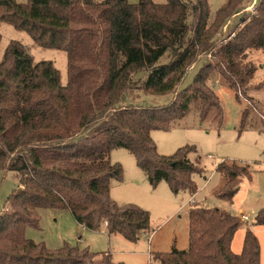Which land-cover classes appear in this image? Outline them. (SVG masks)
I'll list each match as a JSON object with an SVG mask.
<instances>
[{
  "label": "trees",
  "instance_id": "trees-1",
  "mask_svg": "<svg viewBox=\"0 0 264 264\" xmlns=\"http://www.w3.org/2000/svg\"><path fill=\"white\" fill-rule=\"evenodd\" d=\"M247 1L226 0L212 16L208 0H0V21L68 56L67 84L51 60L35 62L19 41L0 61V173L15 172L19 181L0 212V264H122L107 253L52 250L25 236L27 226L38 227L41 208L68 209L87 229L105 221L109 234L129 241L149 233L148 211L110 197L112 181L123 180V167L110 160L115 148L129 149L152 184L163 178L174 192H197L194 175L204 169L190 159L195 147L160 155L152 131L170 129L193 105L201 122L221 126L225 112L212 82L222 80L238 97L249 89L257 67L242 57L264 50V0L224 33ZM141 71L148 76L138 81ZM139 91L173 97L162 105L130 102ZM217 170L226 181L215 196L232 201L250 166L222 161ZM188 215V247L151 252L150 264H260L252 229L241 252L232 250L239 216L216 207H192ZM256 223L264 225V208Z\"/></svg>",
  "mask_w": 264,
  "mask_h": 264
},
{
  "label": "rangeland",
  "instance_id": "rangeland-1",
  "mask_svg": "<svg viewBox=\"0 0 264 264\" xmlns=\"http://www.w3.org/2000/svg\"><path fill=\"white\" fill-rule=\"evenodd\" d=\"M27 3L28 0H16ZM136 3L139 0H129ZM165 3L166 0H153ZM212 16L226 0H208ZM260 0H254L258 4ZM244 6V7H243ZM242 6V10L229 18L224 33L237 25L242 16L253 9V0ZM239 24V23H238ZM237 25L236 27H238ZM0 61L12 41H19L35 62L51 60L59 70L61 83L68 82V56L65 50L41 47L32 36L12 24L0 21ZM245 63L257 67L243 96L224 84L222 80L212 82V87L221 100L225 118L220 126L208 118L200 121L196 107L191 109L168 130L155 129L152 138L160 155H171L180 147L194 146L190 159L204 169L195 174L198 190L195 194L180 190L174 192L168 182L161 178L155 185L146 171L138 164L133 153L125 147L111 151L110 160L123 167V180H113L110 197L119 206L134 205L150 214V232L138 241H129L120 233L109 234L104 222L97 229H87L78 224L68 209L41 208L38 211V227L27 226L25 236L37 243H44L49 249L65 245L90 253L110 254L115 263L150 264L151 252H168L173 248L183 250L189 245V210L192 207H216L239 216L248 215L236 231L232 250L240 253L247 228L258 237L261 247L260 264H264V225L256 223L259 211L264 208V50H251L243 57ZM202 62L189 68L180 88L190 84ZM147 72L135 74L136 80H144ZM220 79V77H218ZM173 94L156 95L136 92L129 98L132 103L152 105L167 104ZM252 102V103H251ZM254 104V105H253ZM247 113L246 115H244ZM248 164L249 176L241 178L240 186L233 200L219 199L215 193L224 185L226 177L217 170L220 162ZM15 172L0 173V212L8 205V196L18 186Z\"/></svg>",
  "mask_w": 264,
  "mask_h": 264
},
{
  "label": "built area",
  "instance_id": "built-area-1",
  "mask_svg": "<svg viewBox=\"0 0 264 264\" xmlns=\"http://www.w3.org/2000/svg\"><path fill=\"white\" fill-rule=\"evenodd\" d=\"M254 6V4H253ZM240 218L243 220V221H247L249 218H248V215L246 214H241Z\"/></svg>",
  "mask_w": 264,
  "mask_h": 264
},
{
  "label": "crops",
  "instance_id": "crops-1",
  "mask_svg": "<svg viewBox=\"0 0 264 264\" xmlns=\"http://www.w3.org/2000/svg\"><path fill=\"white\" fill-rule=\"evenodd\" d=\"M253 4H254V0H253ZM79 224V223H78ZM81 225V224H80ZM104 225L106 226V222H104Z\"/></svg>",
  "mask_w": 264,
  "mask_h": 264
}]
</instances>
